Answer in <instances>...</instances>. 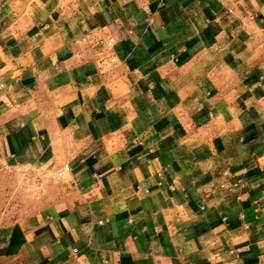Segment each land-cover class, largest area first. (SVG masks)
<instances>
[{
    "label": "crops",
    "instance_id": "obj_1",
    "mask_svg": "<svg viewBox=\"0 0 264 264\" xmlns=\"http://www.w3.org/2000/svg\"><path fill=\"white\" fill-rule=\"evenodd\" d=\"M0 264H264V0H0Z\"/></svg>",
    "mask_w": 264,
    "mask_h": 264
},
{
    "label": "built area",
    "instance_id": "obj_2",
    "mask_svg": "<svg viewBox=\"0 0 264 264\" xmlns=\"http://www.w3.org/2000/svg\"><path fill=\"white\" fill-rule=\"evenodd\" d=\"M109 44H112V41H110ZM112 60L114 61L115 57H112ZM69 172H70V166L66 164V165H64L63 167H61L60 169L57 170V176L60 179L68 180L69 177H67V173H69Z\"/></svg>",
    "mask_w": 264,
    "mask_h": 264
},
{
    "label": "rangeland",
    "instance_id": "obj_3",
    "mask_svg": "<svg viewBox=\"0 0 264 264\" xmlns=\"http://www.w3.org/2000/svg\"><path fill=\"white\" fill-rule=\"evenodd\" d=\"M55 176L57 177V178H59L58 176H57V170H56V172H55ZM70 176V174L69 173H67V177H69ZM59 181V180H58ZM62 185V184H61ZM60 185V186H61ZM29 188V187H28ZM24 193L26 194V196H28V195H31L32 193H33V190H32V188H30V189H25V191H24ZM16 197H18V196H20V193L17 191V193H16V195H15ZM23 196V195H22Z\"/></svg>",
    "mask_w": 264,
    "mask_h": 264
}]
</instances>
